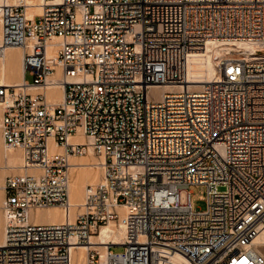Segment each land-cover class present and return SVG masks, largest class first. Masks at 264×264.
<instances>
[{"label": "built area", "instance_id": "built-area-1", "mask_svg": "<svg viewBox=\"0 0 264 264\" xmlns=\"http://www.w3.org/2000/svg\"><path fill=\"white\" fill-rule=\"evenodd\" d=\"M0 17V48L21 47L24 69L0 85L1 135L24 168L3 186L0 264H72L111 221L122 241L85 264H264V0H16ZM204 52L213 72L195 85L188 56ZM90 149L102 179L71 219V157ZM49 207L68 219L37 221Z\"/></svg>", "mask_w": 264, "mask_h": 264}, {"label": "bare ground", "instance_id": "bare-ground-1", "mask_svg": "<svg viewBox=\"0 0 264 264\" xmlns=\"http://www.w3.org/2000/svg\"><path fill=\"white\" fill-rule=\"evenodd\" d=\"M14 2L16 0H0V5L5 2ZM30 3H34L36 0H28ZM39 10L36 6H30L27 9L28 16H32L34 12ZM0 40H1V17H0ZM10 49H15L18 51L13 62L7 59V54ZM14 67H17V70L14 71ZM213 72L212 59L209 52L204 53H194L188 56L187 66L185 77L189 82L196 83L206 81ZM24 76L23 69V51L21 47L13 46L9 47L6 50L0 48V85H21ZM169 88V86H162L158 88L160 91ZM61 89L59 86H54L48 92L49 96L60 97ZM1 106V103H0ZM2 111V108H1ZM2 115V113L0 114ZM1 119V117H0ZM72 139L77 140V136L72 137ZM2 142L4 145L3 137ZM5 149L11 150L9 153L2 152L0 153V168H13L19 172H23V156L20 149L8 148L4 145ZM13 149V150H12ZM82 157H71L72 166H71V179L69 186L70 193V216L71 219L74 218L77 212L82 210L81 204L85 198V189L88 184H95L102 179V157L96 155L92 149L88 155ZM90 182V183H87ZM1 192L4 191V187L0 186ZM4 200V194L1 193ZM1 200V198H0ZM3 202V201H2ZM1 202V203H2ZM0 203V204H1ZM0 211L3 212L2 205H0ZM4 215V224H5V214ZM37 221L47 222V223H61L66 221L67 213H65L59 207H49L45 209H38L37 214L35 215ZM44 217V218H40ZM121 226V227H120ZM115 221H111L105 225H101L100 233L92 234L90 244L78 246L77 249L72 251V264H85L87 250L92 246H103L104 244L111 243H120L125 235V230L123 225H120ZM0 245L3 243L4 239V225L2 230V236H0ZM255 249L264 255V231L257 237ZM76 252L78 253L76 256ZM186 262V263H185ZM192 264L189 260L181 255H172L165 260L159 262L158 264ZM244 260L239 264H243Z\"/></svg>", "mask_w": 264, "mask_h": 264}, {"label": "rangeland", "instance_id": "rangeland-1", "mask_svg": "<svg viewBox=\"0 0 264 264\" xmlns=\"http://www.w3.org/2000/svg\"><path fill=\"white\" fill-rule=\"evenodd\" d=\"M16 57V52L14 51H9L8 54H7V59L11 62H13V60L15 59ZM14 71L17 70V67H14ZM26 78L27 80L29 81H32L33 80V76H31L29 73L26 74ZM0 114H1V106H0ZM1 117V115H0ZM13 150V149H12ZM11 150H7L4 148V145H3V142H2V135H1V129H0V153L2 152H10ZM88 155V154H86ZM85 155V156H86ZM83 158H85L83 156ZM16 173H19L18 170L16 169H13V168H7V169H2L0 168V186H4V183H5V179L8 175H11V174H16ZM87 183H90V182H87ZM221 189L223 188V186L220 187ZM191 191H192V194H191V201H192V205L195 209H205L207 207V187L206 185H193L191 186ZM3 194H4V191H2ZM1 189H0V203L3 201L2 200V196H1ZM182 200L185 201L186 200V191H183L182 192ZM2 205V203L0 204ZM1 207V206H0ZM2 210V209H1ZM41 219L44 218V217H40ZM3 225H4V215H3V212L0 211V236H2V230H3ZM105 225V224H103ZM120 225H118V228ZM97 233H100V228L98 230ZM95 233V234H97ZM1 238V237H0ZM114 251L116 252H120V251H123L124 250V246H113L112 247ZM77 252H76V256H77ZM186 263V262H185ZM188 264V263H187Z\"/></svg>", "mask_w": 264, "mask_h": 264}, {"label": "crops", "instance_id": "crops-1", "mask_svg": "<svg viewBox=\"0 0 264 264\" xmlns=\"http://www.w3.org/2000/svg\"><path fill=\"white\" fill-rule=\"evenodd\" d=\"M9 51H14V52H16V54H18V51L15 49H10Z\"/></svg>", "mask_w": 264, "mask_h": 264}]
</instances>
